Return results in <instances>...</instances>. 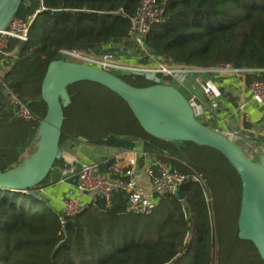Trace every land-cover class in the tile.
<instances>
[{
    "label": "trees",
    "instance_id": "16d2710c",
    "mask_svg": "<svg viewBox=\"0 0 264 264\" xmlns=\"http://www.w3.org/2000/svg\"><path fill=\"white\" fill-rule=\"evenodd\" d=\"M157 1L165 16L145 40L153 55L191 69L229 65L264 71V0ZM138 4L21 0L15 18L31 22L28 39H10L0 53V173L20 164L37 138L46 115L41 85L49 64L61 60L63 51L95 53L126 40ZM55 12L61 16L54 17ZM126 74L115 76L134 88L169 85V80ZM245 78L247 84L264 81V72ZM6 89L28 106L34 121L14 117ZM66 91L70 103L63 108L59 150L66 140L96 144L110 137L133 138L144 153L179 171L187 172L180 165L187 163L202 182L181 187L182 201L160 198L147 216L127 213L126 198L118 195L109 209L96 197L75 216L61 218L38 196L0 190V264H264L254 245L238 238L242 186L222 154L191 142L175 147L153 138L121 98L97 84L80 82ZM112 101L127 108L126 116ZM62 165L58 158L53 167Z\"/></svg>",
    "mask_w": 264,
    "mask_h": 264
},
{
    "label": "water",
    "instance_id": "95a60500",
    "mask_svg": "<svg viewBox=\"0 0 264 264\" xmlns=\"http://www.w3.org/2000/svg\"><path fill=\"white\" fill-rule=\"evenodd\" d=\"M20 3L21 0H0V35L15 18ZM80 82L97 84L121 98L153 138L175 147L191 142L222 154L242 186L238 238L251 242L264 262V155L250 160L232 139L199 123L185 97L171 86L134 88L93 66L64 59L50 63L41 85L46 115L37 131L36 150L16 167L0 173V190L38 196L35 190L47 179L59 156L63 108L70 103L66 89ZM176 197L182 201L179 193Z\"/></svg>",
    "mask_w": 264,
    "mask_h": 264
},
{
    "label": "built area",
    "instance_id": "2783aa9c",
    "mask_svg": "<svg viewBox=\"0 0 264 264\" xmlns=\"http://www.w3.org/2000/svg\"><path fill=\"white\" fill-rule=\"evenodd\" d=\"M165 9L157 0H139L134 15L129 21L127 39L135 48L136 64H126L119 58L106 53L102 58H92L89 54L78 51L61 52L62 59L77 64H85L96 67L107 73L122 71L132 75H139L151 81L162 83L163 80H180L185 76H202L204 73L231 76L233 78H245L247 75L260 74L264 71L252 69H233L225 65L213 70H197L165 62L162 58L153 55L145 46V40L155 25L164 22ZM31 22H24L13 18L6 30L0 35V53L4 54L10 39L24 42L29 36ZM72 62V63H73ZM2 67V62L0 63ZM112 74V73H111ZM162 85V84H157ZM202 95L213 103L215 107L221 97L219 89L211 81L200 82ZM252 102L264 108V81L255 79L246 87ZM7 100L13 109L14 117L32 122L34 115L28 106L17 95L6 89ZM197 97L193 96L187 102L194 111L195 119L202 114V108L198 105ZM231 134H226L230 136ZM237 134L232 132V137ZM59 158V156H58ZM187 172L179 171L165 163L160 157L137 151H122L113 158L107 160L102 166L91 164L83 166L77 175L76 183L68 191L63 200L62 217H73L81 210V203L73 199V190L80 194H96L101 196L105 208L112 205L113 197L125 196L126 212L132 216H147L155 209L159 199L165 196H176L181 187L187 184H201V178L191 172V167L180 163ZM70 171L64 170L63 175ZM144 175L148 179L149 189L146 190L139 182V176ZM207 203H210L206 197Z\"/></svg>",
    "mask_w": 264,
    "mask_h": 264
},
{
    "label": "crops",
    "instance_id": "0c3cea01",
    "mask_svg": "<svg viewBox=\"0 0 264 264\" xmlns=\"http://www.w3.org/2000/svg\"><path fill=\"white\" fill-rule=\"evenodd\" d=\"M105 49L118 53L120 61L128 64L138 63L135 48L128 39L112 43ZM163 60L171 63L169 60ZM13 62L14 60H11L10 64ZM202 81H211L219 89L221 97L215 107L202 95L199 85ZM172 82L175 83L168 86L177 89L187 101L193 96L197 97L198 105L202 108V114L198 119L196 118L197 121L209 124L213 130L225 133L235 132L237 134L235 143L242 151L245 147L260 154L256 157L264 155V108L252 102L246 90L248 85L246 78L204 73L199 77L188 75L180 80H172ZM122 151L143 152V145L138 140L123 137H110L106 141L96 144L84 141H64L59 150V158L63 165L52 168L47 177L48 180L46 179L35 190L38 197L47 204L52 214L61 216L62 202L67 197L68 191L73 189L82 167L91 164L102 166L107 160ZM243 152L246 154L245 151ZM256 157L250 160H254ZM15 166L12 165V168ZM64 170L70 172L65 176L63 175ZM139 182L146 190L149 189L148 179L144 175L139 176ZM72 195L73 199L81 203V209L87 208L96 197H99L92 193L80 194L76 190H73Z\"/></svg>",
    "mask_w": 264,
    "mask_h": 264
},
{
    "label": "rangeland",
    "instance_id": "374dc122",
    "mask_svg": "<svg viewBox=\"0 0 264 264\" xmlns=\"http://www.w3.org/2000/svg\"><path fill=\"white\" fill-rule=\"evenodd\" d=\"M79 52L80 53H83L82 51H80L79 50ZM84 53H86V54H89L92 58H96V59H100V58H102L103 57V55L104 54H106V53H111L112 54V56H114V57H119L118 56V53L116 54V52H113V51H108L107 49H102L101 51H99V52H95V53H89V52H87V51H85ZM123 57H124V55H123ZM125 57H126V55H125ZM71 63L73 62V61H70ZM123 62V61H122ZM74 63V62H73ZM123 63H126V62H123ZM126 64H128V63H126ZM114 76L116 75V76H119V77H124V76H127V74L125 73V72H122V71H112L111 72ZM168 80V79H167ZM176 80V79H175ZM163 82H164V80H163ZM170 85H172V84H174L175 82H172V79H170L169 80V82H168ZM165 85V84H164ZM113 105H117V106H115L116 108H119V111H120V114L121 115H123V116H126V114H127V111H126V109L123 107H121V106H118V104L116 103V102H114V101H112L111 102ZM118 111V110H117ZM119 111H118V113H119ZM198 119V118H197ZM198 121H200V120H198ZM213 130V129H212ZM214 131H216V132H218V133H220V134H222V135H224V136H226V134H231L230 136H227L228 138H230V139H232L234 142H236V139L234 138V137H232V132L231 133H225V132H222V131H218V130H214ZM37 139V138H36ZM35 139V142L33 143V145L29 148V150H27L23 155H22V159H21V163H22V161L24 160V159H26V158H28L35 150H36V144H37V140ZM243 151H245V155L247 156V158H249V159H253L254 157H256V155H260V154H258V153H255L254 151L252 152L251 150H248V149H246L245 147L243 148ZM260 157V156H259ZM16 167V166H15ZM47 180H48V178H47ZM206 197H208L209 198V200H210V203H209V206H211L212 205V198H211V196H209L208 194H206Z\"/></svg>",
    "mask_w": 264,
    "mask_h": 264
}]
</instances>
